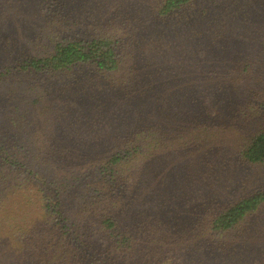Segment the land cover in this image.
I'll return each mask as SVG.
<instances>
[{"label":"rangeland","instance_id":"1","mask_svg":"<svg viewBox=\"0 0 264 264\" xmlns=\"http://www.w3.org/2000/svg\"><path fill=\"white\" fill-rule=\"evenodd\" d=\"M162 1L0 0V147L8 157L31 161L48 152L53 161L44 174L67 177L77 175L74 171L79 168L100 165L108 157V147L126 139L123 133L129 121L117 118L115 110L109 114L99 108L113 92L93 67L35 75L22 72L21 64L52 53L62 39L87 40L104 34L135 48L143 63L144 52L138 50L161 33L154 12ZM198 11L216 39H231L240 49L241 56L229 51L217 61L264 62V0H200ZM161 22L168 27V20ZM189 49L187 44L185 51ZM255 85V94L241 86V115L227 117L219 136L210 141L201 132L209 127L184 131L186 116L173 113L185 136L165 143L148 161L139 157L132 169L141 176L125 194L132 203L128 217L134 221L158 213L163 221L173 222L169 229L187 231L184 238L166 237L170 241L155 257L161 256L164 264H264V203L236 228L213 239L197 230L208 226L214 213L264 187V165L240 160L245 144L264 126V83ZM198 136L208 139L200 143ZM86 178L79 176L78 182L102 186L91 177L89 186ZM78 203L79 199L67 202ZM131 259L136 263L140 257Z\"/></svg>","mask_w":264,"mask_h":264},{"label":"trees","instance_id":"2","mask_svg":"<svg viewBox=\"0 0 264 264\" xmlns=\"http://www.w3.org/2000/svg\"><path fill=\"white\" fill-rule=\"evenodd\" d=\"M199 4L200 0L159 4L154 13L161 33L138 50L144 52L143 63L135 48L104 34L87 40L62 39L52 53L21 64L22 72L35 75L93 67L113 92L99 108L109 114L115 110L117 118L129 124L123 133L126 139L108 147V157L103 155L107 158L100 165L79 168L74 171L77 175L67 177L44 174L53 161L48 152L45 158L28 161L8 157L0 147V264H164L161 256L155 257L170 241L166 237L184 238L187 231L169 229L173 222L163 221L158 213L134 221L128 217L132 203L125 194L141 176L132 169L139 157L147 161L156 157L165 143L182 139L184 131L196 126L209 127L201 131L209 141L219 136L227 117L241 115V86L255 94V81L264 83V62L217 61L229 51L241 56L240 49L231 39H216L208 20H201ZM164 20L168 27L162 25ZM176 65L180 70H175ZM173 113L186 116L183 132ZM207 137L197 140L203 143ZM240 156L245 164L264 165V126ZM83 175L88 176L84 181L89 186L90 177L102 186L86 187L78 182ZM70 199L80 203L69 205ZM263 203L264 187L214 213L207 230L203 226L197 230L213 239L236 228ZM136 256L140 260L133 263Z\"/></svg>","mask_w":264,"mask_h":264}]
</instances>
